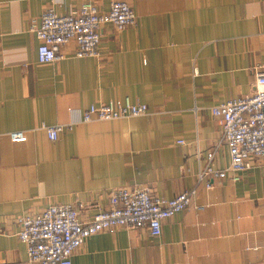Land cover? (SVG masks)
<instances>
[{
  "label": "crops",
  "instance_id": "crops-1",
  "mask_svg": "<svg viewBox=\"0 0 264 264\" xmlns=\"http://www.w3.org/2000/svg\"><path fill=\"white\" fill-rule=\"evenodd\" d=\"M84 0H57L59 14ZM101 12L109 0H94ZM135 27L101 28V57L40 64L39 26L47 0H0V264H25L17 216L52 205H82L90 221L119 188H150L174 199L197 186L198 154L222 127L212 109L255 92L264 66V0H129ZM140 103L150 114L82 122L92 105ZM57 142L43 126L70 125ZM25 131L14 143L8 134ZM184 141V144H178ZM223 143L215 159L229 165ZM73 264H264V168L212 190L163 223L162 235L118 229L89 238Z\"/></svg>",
  "mask_w": 264,
  "mask_h": 264
},
{
  "label": "built area",
  "instance_id": "built-area-1",
  "mask_svg": "<svg viewBox=\"0 0 264 264\" xmlns=\"http://www.w3.org/2000/svg\"><path fill=\"white\" fill-rule=\"evenodd\" d=\"M39 26L32 31L39 41L38 62L51 64L64 60L62 49L74 43L77 58L101 57V28L113 25L118 31L135 27L137 16L129 0H109V11L101 12L94 0H84L77 10L59 14L57 0H47ZM255 92L236 100L226 101L212 109V116L222 127L221 139L206 157L198 154L197 186L174 199H164L150 188H119L110 194V207L100 210L92 220L80 217L83 206L52 205L33 216H17L18 237L27 251L25 264H73L76 252L91 237L101 233H115L118 229L149 231L154 238L162 235L163 223L187 211L195 199L199 186L212 190L230 179L239 182L242 175L253 168H264V66H257ZM150 114L148 106L140 103L111 102L92 105L82 117L85 124L138 118ZM73 124L43 126L51 142H57L62 132ZM14 143L27 140L25 131L8 134ZM225 143L229 165L218 168L215 159ZM178 144H184L179 141Z\"/></svg>",
  "mask_w": 264,
  "mask_h": 264
}]
</instances>
